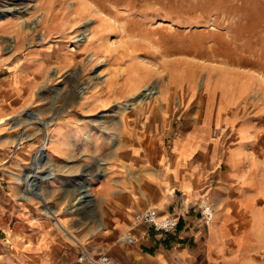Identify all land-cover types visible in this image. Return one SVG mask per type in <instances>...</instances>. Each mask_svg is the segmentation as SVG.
Listing matches in <instances>:
<instances>
[{
  "label": "crops",
  "instance_id": "1",
  "mask_svg": "<svg viewBox=\"0 0 264 264\" xmlns=\"http://www.w3.org/2000/svg\"><path fill=\"white\" fill-rule=\"evenodd\" d=\"M36 59L29 61L36 65ZM27 62L0 56V123L25 107L35 88L36 70L24 69ZM220 95L206 88L195 111L181 114L195 128L180 129L167 144L173 130L162 103L128 139L120 127L109 131L110 141L106 129L77 135L55 129L42 163L39 141L22 144L20 128L15 144L0 145V229L18 233L17 262L76 264L82 248L92 254L80 240L93 239L88 246L107 254V264H264V103L251 118L261 125L252 126L250 113L229 116L243 109L238 98ZM9 128L0 125L1 138L14 135ZM205 197L214 206L208 224L199 213ZM150 207L176 216L177 227L161 233L133 224L132 213ZM38 212L98 214L72 226L77 251ZM12 216L22 222L18 229L4 221Z\"/></svg>",
  "mask_w": 264,
  "mask_h": 264
},
{
  "label": "rangeland",
  "instance_id": "2",
  "mask_svg": "<svg viewBox=\"0 0 264 264\" xmlns=\"http://www.w3.org/2000/svg\"><path fill=\"white\" fill-rule=\"evenodd\" d=\"M0 56H20L28 60L24 69L36 70L25 107L1 120L14 134L0 137L1 146L15 144L20 128L22 144L37 139L44 151L55 129L75 135L106 129L110 141L109 131L120 127L128 139L161 103L173 130L167 144L180 129L195 128L181 114L194 112L208 87L243 103L242 110H229L230 117L250 113L252 126L262 123L251 118L264 103V0H0ZM29 58H37L36 65ZM147 86L156 93L140 100ZM155 127L163 130L158 120ZM38 213L64 238L63 245L77 251L72 226L98 214ZM4 221L16 229L22 224L17 216ZM18 238L0 229V264H20ZM80 241L97 256L88 246L96 241Z\"/></svg>",
  "mask_w": 264,
  "mask_h": 264
},
{
  "label": "built area",
  "instance_id": "3",
  "mask_svg": "<svg viewBox=\"0 0 264 264\" xmlns=\"http://www.w3.org/2000/svg\"><path fill=\"white\" fill-rule=\"evenodd\" d=\"M214 207L210 202L205 201L200 207L201 218L206 222H211L213 218ZM133 224H145L157 232H170L177 227L178 218L170 214H160L154 208H145L132 213ZM127 243L133 242L132 236H125ZM86 260L91 264H107L108 255L98 252L97 256L89 254L88 250L82 248L78 256V261Z\"/></svg>",
  "mask_w": 264,
  "mask_h": 264
},
{
  "label": "bare ground",
  "instance_id": "4",
  "mask_svg": "<svg viewBox=\"0 0 264 264\" xmlns=\"http://www.w3.org/2000/svg\"><path fill=\"white\" fill-rule=\"evenodd\" d=\"M144 92H143V94L140 96V100H143V99H146L147 97H149V96H151V95H153V94H155L156 93V90H155V88L153 87V86H147V87H145L144 88V90H143ZM2 122V121H1ZM41 122V124L44 126L43 128H46L47 126H48V123L47 122H44V121H40ZM48 139H49V136L48 135H46V140L48 141ZM45 157V156H44ZM37 160V159H36ZM52 214V213H51ZM57 223L58 224H60L59 222H58V220H57ZM62 228V227H61ZM67 234V233H66ZM68 236V235H67ZM69 237H70V235H69Z\"/></svg>",
  "mask_w": 264,
  "mask_h": 264
},
{
  "label": "water",
  "instance_id": "5",
  "mask_svg": "<svg viewBox=\"0 0 264 264\" xmlns=\"http://www.w3.org/2000/svg\"><path fill=\"white\" fill-rule=\"evenodd\" d=\"M33 115L32 116H36V114H34V113H32ZM16 124V122H14L13 123V125H15ZM44 148H43V146H41L40 147V151H39V154H38V156L36 157L37 158V160L40 162V163H42V162H44ZM50 174H49V172H44L43 174H42V176L44 177V178H46V177H48Z\"/></svg>",
  "mask_w": 264,
  "mask_h": 264
}]
</instances>
